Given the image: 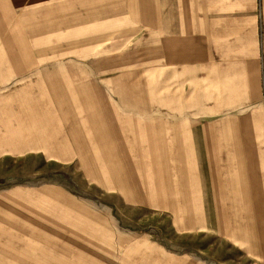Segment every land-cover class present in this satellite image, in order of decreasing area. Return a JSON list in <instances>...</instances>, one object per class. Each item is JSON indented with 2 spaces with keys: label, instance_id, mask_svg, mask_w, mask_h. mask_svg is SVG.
<instances>
[{
  "label": "crops",
  "instance_id": "0c3cea01",
  "mask_svg": "<svg viewBox=\"0 0 264 264\" xmlns=\"http://www.w3.org/2000/svg\"><path fill=\"white\" fill-rule=\"evenodd\" d=\"M27 46L0 59V179L104 260L264 264V0H40Z\"/></svg>",
  "mask_w": 264,
  "mask_h": 264
},
{
  "label": "rangeland",
  "instance_id": "374dc122",
  "mask_svg": "<svg viewBox=\"0 0 264 264\" xmlns=\"http://www.w3.org/2000/svg\"><path fill=\"white\" fill-rule=\"evenodd\" d=\"M21 10L23 20L17 18ZM21 31L35 32L26 41ZM39 31L40 0H0L1 60L28 59L27 44ZM11 32L16 35L10 37ZM20 185L28 187L22 191L25 194L10 189ZM36 187L40 189V180L0 179V264H123V260L101 259L112 244L90 243L92 234L101 238L99 228L86 227L82 219L62 210L53 211L40 201Z\"/></svg>",
  "mask_w": 264,
  "mask_h": 264
}]
</instances>
